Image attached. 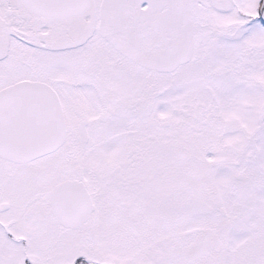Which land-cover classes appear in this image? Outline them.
<instances>
[{"label": "snow or ice", "instance_id": "obj_1", "mask_svg": "<svg viewBox=\"0 0 264 264\" xmlns=\"http://www.w3.org/2000/svg\"><path fill=\"white\" fill-rule=\"evenodd\" d=\"M0 264H264V0H0Z\"/></svg>", "mask_w": 264, "mask_h": 264}]
</instances>
